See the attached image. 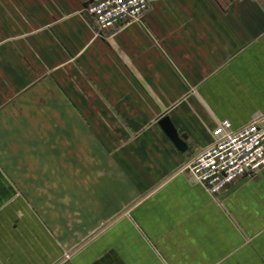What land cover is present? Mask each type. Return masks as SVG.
<instances>
[{
    "label": "crops",
    "instance_id": "obj_1",
    "mask_svg": "<svg viewBox=\"0 0 264 264\" xmlns=\"http://www.w3.org/2000/svg\"><path fill=\"white\" fill-rule=\"evenodd\" d=\"M87 1L0 0V264H264V168L210 193L188 166L264 114V0H150L105 36Z\"/></svg>",
    "mask_w": 264,
    "mask_h": 264
},
{
    "label": "built area",
    "instance_id": "obj_2",
    "mask_svg": "<svg viewBox=\"0 0 264 264\" xmlns=\"http://www.w3.org/2000/svg\"><path fill=\"white\" fill-rule=\"evenodd\" d=\"M150 0H88L86 9L99 36L124 23L139 20ZM214 140L195 153L188 162L194 179L210 193L243 175H254L264 168V114L255 113L244 125L233 128L226 118L213 130Z\"/></svg>",
    "mask_w": 264,
    "mask_h": 264
},
{
    "label": "water",
    "instance_id": "obj_3",
    "mask_svg": "<svg viewBox=\"0 0 264 264\" xmlns=\"http://www.w3.org/2000/svg\"><path fill=\"white\" fill-rule=\"evenodd\" d=\"M159 125L162 127V129L165 131V133L169 136V138L173 141V143L178 149H186V142L178 135L175 126L167 115H164L159 119Z\"/></svg>",
    "mask_w": 264,
    "mask_h": 264
}]
</instances>
